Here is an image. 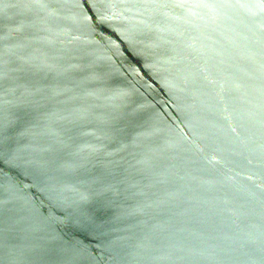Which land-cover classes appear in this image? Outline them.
Wrapping results in <instances>:
<instances>
[{"label":"water","instance_id":"95a60500","mask_svg":"<svg viewBox=\"0 0 264 264\" xmlns=\"http://www.w3.org/2000/svg\"><path fill=\"white\" fill-rule=\"evenodd\" d=\"M0 264H264V0H0Z\"/></svg>","mask_w":264,"mask_h":264}]
</instances>
